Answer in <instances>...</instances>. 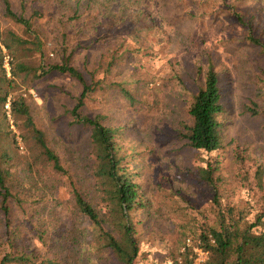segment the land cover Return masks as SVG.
Instances as JSON below:
<instances>
[{
	"label": "rangeland",
	"instance_id": "1",
	"mask_svg": "<svg viewBox=\"0 0 264 264\" xmlns=\"http://www.w3.org/2000/svg\"><path fill=\"white\" fill-rule=\"evenodd\" d=\"M9 1L17 15L30 19L32 30L27 32L5 16L0 0V31L4 35L13 31L29 41L39 36V50L26 44L31 49L22 58L34 67L47 69L69 55V62L87 79L92 71L100 78L103 67L98 69L97 61H107L113 50L106 48H113L101 40L90 43L104 35L115 42L118 57L105 77L106 88L90 94L79 114L99 115L101 123L115 128L119 153L140 174L137 181L150 184L144 195L155 215L141 225L144 263L172 264L169 251L177 247L181 224L198 210H210L212 193L195 178L197 165L217 162L216 174L221 178L217 186L226 204L238 209L264 203V118L246 110L250 98L264 107V86L258 78L262 73L264 79V59L245 40L247 27L264 39V0ZM236 14L245 26L237 22ZM210 62L219 78L224 109L218 117L221 147L205 153L193 150L178 135L181 123L190 120L188 103ZM18 83L33 120L67 171L60 177L49 171L35 173L36 183L27 187L43 194L55 183L60 200L70 197L71 181L86 191L90 128L70 112L80 84L56 70L38 78L29 75ZM16 140L22 155L25 148L20 137ZM37 206L36 202L33 208L41 211ZM77 223L83 226L85 221ZM182 243L192 246L195 262L206 258L197 256L199 248L190 237Z\"/></svg>",
	"mask_w": 264,
	"mask_h": 264
},
{
	"label": "trees",
	"instance_id": "2",
	"mask_svg": "<svg viewBox=\"0 0 264 264\" xmlns=\"http://www.w3.org/2000/svg\"><path fill=\"white\" fill-rule=\"evenodd\" d=\"M2 2L5 16L20 23L27 32L32 30L29 18L17 15L9 0ZM235 17L240 25H246L238 14ZM247 28L245 40L257 56L264 59V39L254 36L250 27ZM96 30L94 27L95 33ZM4 33L6 35L0 31V264H146L141 249L144 238L141 225L155 215L144 195L150 184H140L137 181L140 174L134 172L127 157L119 153L115 128L101 123L99 115L79 114L90 94L106 88L105 77L118 57L115 42L104 35L90 43L101 40V44H110L113 48L106 49L113 51L104 63L97 61V68L103 67L101 77L96 78V71H92L89 80L69 62V55L60 63L48 64L47 69L24 62L23 54L31 49L24 46L31 44L39 50V36L35 34L29 41L10 30ZM51 70L65 73L80 84L81 91L70 112L77 122L90 128L91 162L86 173L89 187L83 192L71 181L70 197L64 200L59 199L55 183L50 184L49 193L43 194H36L27 187L36 183L35 173L41 175L49 171L54 177L67 173L44 132L33 120L18 83V79L25 80L29 75L38 78ZM261 75L258 78L264 86ZM116 86L132 99L126 88ZM223 109L219 78L210 62L188 103L190 120L181 123L178 136L195 151H217L222 144L218 117ZM246 110L264 118V107L255 99H249ZM17 136L25 148L22 155L17 150ZM21 157L25 158L24 165ZM217 170V162L212 165L207 160L193 171L195 178L212 193L210 210H198L189 222L181 224L177 247L169 251L171 262L264 264V203L257 208L247 204L238 209L226 204L217 186L221 181ZM36 202L41 211L33 208ZM80 219L85 221L83 226L76 225ZM187 237L207 252L203 261L196 263L192 246L182 243ZM182 244L183 250L179 252Z\"/></svg>",
	"mask_w": 264,
	"mask_h": 264
},
{
	"label": "built area",
	"instance_id": "3",
	"mask_svg": "<svg viewBox=\"0 0 264 264\" xmlns=\"http://www.w3.org/2000/svg\"><path fill=\"white\" fill-rule=\"evenodd\" d=\"M5 107H8V105H6ZM197 250V256H199V257H201V256H203L204 255V257L207 255V252L206 251H203L202 249H196ZM204 259H202L201 261H203ZM200 260L199 261H197L196 263H199V262H201Z\"/></svg>",
	"mask_w": 264,
	"mask_h": 264
}]
</instances>
